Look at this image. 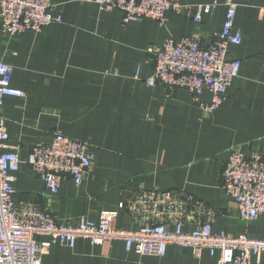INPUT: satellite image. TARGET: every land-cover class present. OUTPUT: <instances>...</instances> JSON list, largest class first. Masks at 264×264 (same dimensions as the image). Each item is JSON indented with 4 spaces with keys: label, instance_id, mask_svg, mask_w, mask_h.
<instances>
[{
    "label": "crops",
    "instance_id": "0c3cea01",
    "mask_svg": "<svg viewBox=\"0 0 264 264\" xmlns=\"http://www.w3.org/2000/svg\"><path fill=\"white\" fill-rule=\"evenodd\" d=\"M233 2L241 43L229 47L228 57L241 65L213 112L203 109L211 101L206 92L195 101L185 89L149 86L154 67L147 49L186 36L207 44L222 27L223 6L199 24L171 12L160 27L150 19L124 22L120 11L104 12L87 0H51L60 22L38 33L0 29V60L12 69L9 85L25 94L6 97L2 108L9 146L21 160L13 174L16 200L76 226L116 210L138 191H182L215 211L212 233L264 240V214L250 223L240 220L222 188L231 149L264 157V0ZM55 133L90 145L95 158L79 186L64 178L53 195L25 161L33 145L50 143ZM113 227L136 229L125 210ZM38 243L41 264H216L207 250L197 257L174 245L162 257H140L122 241L91 245L78 239L69 248L39 237ZM257 263L264 264V254Z\"/></svg>",
    "mask_w": 264,
    "mask_h": 264
},
{
    "label": "built area",
    "instance_id": "2783aa9c",
    "mask_svg": "<svg viewBox=\"0 0 264 264\" xmlns=\"http://www.w3.org/2000/svg\"><path fill=\"white\" fill-rule=\"evenodd\" d=\"M102 11H120L124 22L150 19L160 27L171 12L184 14L196 24L203 15L225 7L220 31L207 44L199 38L183 37L165 40L159 47H149L153 74L149 86L187 90L195 101L206 92L207 112L217 110L237 77L241 62L229 59V47L241 43L234 29L236 4L220 3L185 5L180 0H87ZM51 0H0V29L9 35L25 31L40 32L60 22L52 14ZM12 69L0 60V264H41L38 238L47 237L51 244L73 248L78 239L91 245L122 241L127 252L140 257H162L169 245L189 249L195 256L207 250L216 264H258L264 254V240L246 235L233 237L224 231L212 233L216 213L192 195L175 190L147 189L138 191L118 204L116 210L102 211L95 221L80 219L76 226L59 223L47 210L33 202L17 201L12 185L21 160L8 143L2 116L6 97L23 98L25 94L10 87ZM95 158L94 149L83 142L55 133L50 143L32 146L25 163L34 171L45 188L56 194L64 178L79 186ZM222 188L236 205L239 219L250 223L264 214V157L249 156L239 149L229 152L222 172ZM120 210L130 215L136 229H116L113 223ZM188 229V230H186Z\"/></svg>",
    "mask_w": 264,
    "mask_h": 264
}]
</instances>
